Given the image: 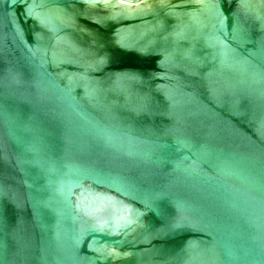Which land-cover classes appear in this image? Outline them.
<instances>
[{
  "label": "water",
  "instance_id": "obj_1",
  "mask_svg": "<svg viewBox=\"0 0 264 264\" xmlns=\"http://www.w3.org/2000/svg\"><path fill=\"white\" fill-rule=\"evenodd\" d=\"M0 264H264V0H0Z\"/></svg>",
  "mask_w": 264,
  "mask_h": 264
}]
</instances>
